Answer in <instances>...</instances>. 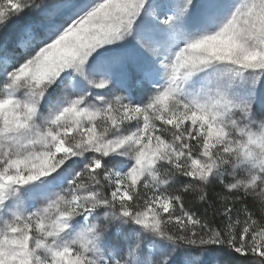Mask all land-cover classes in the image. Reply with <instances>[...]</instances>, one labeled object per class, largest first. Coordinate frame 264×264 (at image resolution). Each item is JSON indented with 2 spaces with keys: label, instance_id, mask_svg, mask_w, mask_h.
Returning <instances> with one entry per match:
<instances>
[{
  "label": "snow or ice",
  "instance_id": "1",
  "mask_svg": "<svg viewBox=\"0 0 264 264\" xmlns=\"http://www.w3.org/2000/svg\"><path fill=\"white\" fill-rule=\"evenodd\" d=\"M0 264H264V0H0Z\"/></svg>",
  "mask_w": 264,
  "mask_h": 264
}]
</instances>
